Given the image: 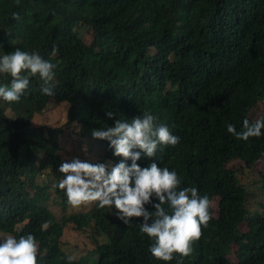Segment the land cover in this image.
Listing matches in <instances>:
<instances>
[{
	"label": "trees",
	"instance_id": "16d2710c",
	"mask_svg": "<svg viewBox=\"0 0 264 264\" xmlns=\"http://www.w3.org/2000/svg\"><path fill=\"white\" fill-rule=\"evenodd\" d=\"M83 28L89 41L82 38ZM16 48L56 65V95L42 94L37 74L29 77L19 102L0 98V235L19 239L31 233L38 264H69L63 228L91 227L90 212L59 220L49 207L53 188L63 210L69 205L58 187L64 178L62 128L33 122L51 103H67V123L77 137L99 146L94 164L123 158L91 131L147 110L180 142L159 146L154 158L142 156L137 163L147 167L156 159L185 183L199 184L202 195L219 197L220 215L211 236L189 257L166 262L149 251L153 241L140 232L142 217L129 225L116 217L106 229L97 220L96 264H264V213L252 207L254 193L242 180L244 166H264V129L247 141L227 131L228 124L239 132L245 119L264 118L255 111L264 101V0H0V56ZM11 79L0 74V86H10ZM237 161L244 166L234 167ZM233 245L232 261L227 251ZM86 262L74 258L71 264Z\"/></svg>",
	"mask_w": 264,
	"mask_h": 264
},
{
	"label": "clouds",
	"instance_id": "9594fccd",
	"mask_svg": "<svg viewBox=\"0 0 264 264\" xmlns=\"http://www.w3.org/2000/svg\"><path fill=\"white\" fill-rule=\"evenodd\" d=\"M13 18L19 19V14L13 13ZM55 68V64L45 60L38 52L20 48L0 56V74L12 77L10 86H0V98L9 103L19 102L29 86V77L37 74L42 81V94L54 97L56 93L52 81ZM106 115L113 118L115 113L109 111ZM262 129L264 118L251 123L245 119L239 132L233 124L227 125L229 133L244 141L260 137ZM74 130L73 142L80 147L82 140ZM91 137L107 140L113 155L123 159L114 163L107 159L108 162L95 164L82 161L79 157L71 159V155L63 156L62 144L59 172L64 174V178L58 187L66 191L68 204L78 208L98 202L99 208H108L114 220L117 217L126 225L133 222V217H142L140 232L153 241L149 251L154 259L165 262L189 257L199 241L203 244L204 239L211 236L213 221L220 215L218 196L209 198L202 195L199 184L185 183L179 177L181 174L178 176L176 171L158 166L156 159H152L147 167L137 163L142 156L154 158L159 146H175L180 142V137L173 135L166 124L156 123V117L145 110L131 120L115 119L114 126L107 129H93ZM48 147L52 149V146ZM228 166L231 168V164ZM250 195L253 197L252 205L255 203L258 206L252 207L264 213V208L258 205L264 203V199L258 201L255 194ZM38 253L39 246L33 234L19 239L8 235L0 243V264H38ZM174 254L178 256L174 257ZM232 254L227 251V257L236 260L231 257ZM67 259L71 264L74 257Z\"/></svg>",
	"mask_w": 264,
	"mask_h": 264
},
{
	"label": "rangeland",
	"instance_id": "374dc122",
	"mask_svg": "<svg viewBox=\"0 0 264 264\" xmlns=\"http://www.w3.org/2000/svg\"><path fill=\"white\" fill-rule=\"evenodd\" d=\"M83 40L89 41V32L87 28H83L81 31ZM69 111V106L65 102L51 103L48 108L45 110L44 115H38L34 118L33 122L37 126H46L55 128L61 127L63 133L61 135V141L64 146V151L62 152L63 156L71 155V159L74 157H79L82 161H88L91 163L98 162L99 160V151L98 145L93 146L91 141L83 142L81 141V146L73 142L74 139V129L73 126L68 124L67 113ZM255 111L263 114L264 112V101L255 108ZM6 112L12 117L17 115L10 108L6 107ZM76 129V127H74ZM42 157L43 154L41 153ZM264 161V159L262 160ZM261 161V162H262ZM108 162V160H106ZM234 167L244 166L241 162L237 161ZM262 174H264V166L257 164L253 169H246L245 166L242 169V180L248 184L249 190L256 195V200L264 199V190L260 188V180L262 179ZM56 178V177H55ZM52 177V179H55ZM62 197L58 194L55 188L51 191V197L49 200V207L55 212L57 219H61L64 215L68 216L75 212H90L92 214L91 227L86 228L82 231L76 230L72 223H69L65 229L64 235L62 237V250L76 259H83L87 261L86 264H96V258H92L94 255L93 248L95 243L92 239V235L95 234L98 230L96 226V221H102L104 223L103 227L112 226V223L115 222L112 214L109 213L108 208H99L98 202H92L87 205H82L78 208L72 207L70 204L66 207V210H63L60 202ZM217 202V200H216ZM254 208L258 207L255 203L252 205ZM249 224L244 222L240 229L242 231H247ZM0 243L3 242V239L8 236V233L1 232ZM93 233V234H92ZM236 246H232L233 254L231 257L236 258L234 250ZM92 258V259H91Z\"/></svg>",
	"mask_w": 264,
	"mask_h": 264
},
{
	"label": "bare ground",
	"instance_id": "6f19581e",
	"mask_svg": "<svg viewBox=\"0 0 264 264\" xmlns=\"http://www.w3.org/2000/svg\"><path fill=\"white\" fill-rule=\"evenodd\" d=\"M216 120V119H215Z\"/></svg>",
	"mask_w": 264,
	"mask_h": 264
}]
</instances>
